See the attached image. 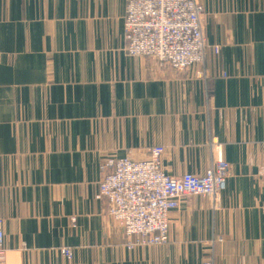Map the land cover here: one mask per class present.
Masks as SVG:
<instances>
[{"label": "crops", "instance_id": "0c3cea01", "mask_svg": "<svg viewBox=\"0 0 264 264\" xmlns=\"http://www.w3.org/2000/svg\"><path fill=\"white\" fill-rule=\"evenodd\" d=\"M197 1L206 60L176 71L127 54L128 0H0L4 264H264V0ZM216 143L219 201L183 198L166 243L130 248L103 161L160 145L169 175H204Z\"/></svg>", "mask_w": 264, "mask_h": 264}, {"label": "built area", "instance_id": "2783aa9c", "mask_svg": "<svg viewBox=\"0 0 264 264\" xmlns=\"http://www.w3.org/2000/svg\"><path fill=\"white\" fill-rule=\"evenodd\" d=\"M204 7L197 0H128L125 16V51L134 57H149L159 65L183 71L204 64L207 44L203 31ZM219 53L220 47H214ZM217 158L204 175H169L162 166L165 148L149 149L145 159L130 156L107 158L97 198L105 201L107 213L136 245L164 244L169 240V214L188 196H210L216 202L226 186L230 164L223 145L216 143ZM134 239V240H132ZM4 219L0 217V264H4ZM71 259V248L61 249ZM204 264H213L209 259Z\"/></svg>", "mask_w": 264, "mask_h": 264}]
</instances>
